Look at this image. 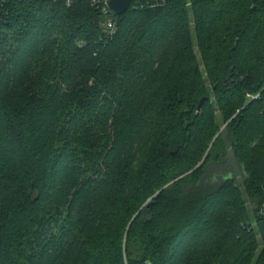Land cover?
Returning <instances> with one entry per match:
<instances>
[{"label": "trees", "instance_id": "1", "mask_svg": "<svg viewBox=\"0 0 264 264\" xmlns=\"http://www.w3.org/2000/svg\"><path fill=\"white\" fill-rule=\"evenodd\" d=\"M117 18L0 0V264H264V0Z\"/></svg>", "mask_w": 264, "mask_h": 264}, {"label": "built area", "instance_id": "2", "mask_svg": "<svg viewBox=\"0 0 264 264\" xmlns=\"http://www.w3.org/2000/svg\"><path fill=\"white\" fill-rule=\"evenodd\" d=\"M91 5L100 12L103 20L102 25L107 32V36L113 38L117 34L118 15L111 7V0H90ZM163 6V0H133L129 9L144 10Z\"/></svg>", "mask_w": 264, "mask_h": 264}, {"label": "rangeland", "instance_id": "3", "mask_svg": "<svg viewBox=\"0 0 264 264\" xmlns=\"http://www.w3.org/2000/svg\"><path fill=\"white\" fill-rule=\"evenodd\" d=\"M200 58V55H198V60ZM200 71L202 73V75L204 77H206V72H205V69H204V66L200 65ZM228 160L225 164V168H226V171L223 175V177H216V175H213L211 176L208 181H207V184L211 187H216L218 185H220L222 183V181L227 178V177H234V176H237L239 179H238V182L240 183V179L243 175V170H242V167L241 165L238 163V161L235 159V157L232 155V153L228 156ZM221 166L218 167V169L220 170ZM216 168V167H215ZM223 168V167H222ZM225 177V178H224Z\"/></svg>", "mask_w": 264, "mask_h": 264}, {"label": "water", "instance_id": "4", "mask_svg": "<svg viewBox=\"0 0 264 264\" xmlns=\"http://www.w3.org/2000/svg\"><path fill=\"white\" fill-rule=\"evenodd\" d=\"M133 0H111L110 2V7L112 9V11L121 16L123 15L125 12L128 11L129 7L131 6ZM207 98H203L198 105V110L201 109L203 103L206 101ZM150 206V205H149Z\"/></svg>", "mask_w": 264, "mask_h": 264}]
</instances>
